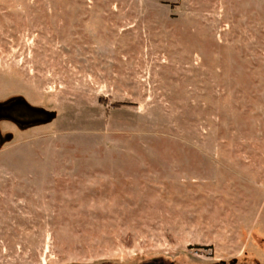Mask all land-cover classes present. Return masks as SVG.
Returning <instances> with one entry per match:
<instances>
[{"label": "rangeland", "instance_id": "374dc122", "mask_svg": "<svg viewBox=\"0 0 264 264\" xmlns=\"http://www.w3.org/2000/svg\"><path fill=\"white\" fill-rule=\"evenodd\" d=\"M0 264H264V0H0Z\"/></svg>", "mask_w": 264, "mask_h": 264}, {"label": "flooded vegetation", "instance_id": "af4514ba", "mask_svg": "<svg viewBox=\"0 0 264 264\" xmlns=\"http://www.w3.org/2000/svg\"><path fill=\"white\" fill-rule=\"evenodd\" d=\"M9 113L6 108L0 107V117H9Z\"/></svg>", "mask_w": 264, "mask_h": 264}]
</instances>
